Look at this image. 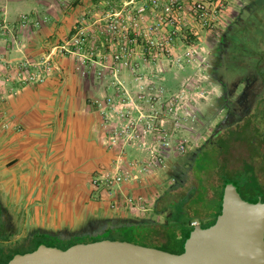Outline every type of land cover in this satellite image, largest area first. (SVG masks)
<instances>
[{
  "label": "crops",
  "instance_id": "0c3cea01",
  "mask_svg": "<svg viewBox=\"0 0 264 264\" xmlns=\"http://www.w3.org/2000/svg\"><path fill=\"white\" fill-rule=\"evenodd\" d=\"M91 11L62 0H0V209L15 230L24 227L14 232L17 238L83 228L93 219L129 218L135 210L151 211L158 198L150 188L155 174L116 193L93 187V177L111 170L114 157L103 144L102 116L93 104L112 90L93 69L77 70L75 57L56 53L43 83L14 78L19 62L42 60ZM125 196L142 197L147 210L129 206Z\"/></svg>",
  "mask_w": 264,
  "mask_h": 264
},
{
  "label": "built area",
  "instance_id": "2783aa9c",
  "mask_svg": "<svg viewBox=\"0 0 264 264\" xmlns=\"http://www.w3.org/2000/svg\"><path fill=\"white\" fill-rule=\"evenodd\" d=\"M115 1L118 4L104 1L100 17L83 16L74 33L51 47L42 60L19 62L14 74L22 83H43L51 73L53 55L59 53L75 57L77 70L93 69L97 79L105 81L112 92L93 104L102 116L103 144L114 157L111 170L95 175L92 185L109 193L120 192L122 187L166 169L170 154L187 149V140L176 137L193 112L189 84L185 79L179 91L170 92L162 83L165 68L160 65L172 64L185 71L196 63L201 73V53L195 46H188L178 30L185 26L188 14L203 26H211L225 6L224 0ZM21 19L25 24L28 17L22 15ZM1 29L7 31L6 23ZM130 154L133 156L128 160ZM124 202L147 210L140 196H125ZM116 205L113 202L112 208Z\"/></svg>",
  "mask_w": 264,
  "mask_h": 264
},
{
  "label": "water",
  "instance_id": "95a60500",
  "mask_svg": "<svg viewBox=\"0 0 264 264\" xmlns=\"http://www.w3.org/2000/svg\"><path fill=\"white\" fill-rule=\"evenodd\" d=\"M215 130L212 136L219 127ZM42 233L56 232L29 233L27 245ZM5 264H264V201L244 199L238 183L223 176L219 214L211 225H194L185 234L181 253L102 239L64 250L40 243L34 251L17 254Z\"/></svg>",
  "mask_w": 264,
  "mask_h": 264
},
{
  "label": "rangeland",
  "instance_id": "374dc122",
  "mask_svg": "<svg viewBox=\"0 0 264 264\" xmlns=\"http://www.w3.org/2000/svg\"><path fill=\"white\" fill-rule=\"evenodd\" d=\"M262 1L264 2V0ZM62 2L63 4L67 3V5H71L73 7L79 5V7L81 6L91 9V12H94L92 14L93 18L102 16L105 10V4L96 0H62ZM111 2L112 4H118L115 0H111ZM258 2H261V0H224V9H222L220 12H217V19L214 20L211 26H203L192 15L188 14L185 20V26H183L182 29L178 30V34L180 35L179 37L184 41H188V46H195L199 53H201V57H203L204 59V62L202 64L203 70L201 71V73L197 72L196 63L190 64L185 69V71L178 70L177 66L172 64L169 65V67H164L165 65H160V68H165V72L161 73V76H164L165 78L162 83L167 89H169L170 92L176 93L177 91H179V89H181L182 87L183 80L186 79V83L189 84L188 89L190 91L188 99L192 105L193 112L192 115L189 117L188 121L186 122L183 130L181 132H178V135L176 137H182L187 140V149L181 154L178 152L170 154V157L166 161L167 168L161 171H157L155 173L154 178L152 177L155 180H151L152 185L150 186V188L153 189V191H151L156 194L154 199H156L157 196L159 197L167 189V187L173 184V181L171 180V173H173V169L175 166L174 164H176V159H178L179 157H187L188 159H190L192 152L196 151L197 148L201 146V144L205 140H207L209 135H211V132L213 131L216 123L222 115V112H220L219 108V102H216V95H218L219 93V88L216 83L211 80L207 68V63L208 58L210 57V53L213 51L212 49L216 45L220 35L223 33L225 26L229 25L233 20L236 19V17H240L242 20H244V29L246 34H243L245 37L243 40L240 39V37L239 39L233 37V41L242 43V54L244 56H250L249 63L253 64L255 62L253 53L251 52L258 51V42H264V10L262 9V7L256 6L259 5ZM251 3H253V9L255 7H258V9H255L253 13L247 14V12L243 11L242 7ZM89 15V12H87L84 16ZM218 21L219 24H216V22ZM65 29L66 28H63V30ZM237 35L241 36L236 33V36ZM178 44L181 45L179 40ZM202 47L203 51L200 50ZM197 85L199 86V88L193 89V87ZM211 147L212 146L208 147L207 149H204L202 152L199 153L198 162H207L206 153L210 152L211 150L213 153L219 152V149H212ZM233 148L235 151L232 156H222V159H224L223 164L225 163V158L228 159L229 162L226 166V169H224V172L226 174L225 176L231 178H240L242 173L239 171L240 169H242V167H244L242 166V161L244 159H242L240 156L246 157V154L244 148L240 147V145L238 144H235ZM217 168L218 166L215 167L213 170L207 171L205 174H203L205 182L213 181L214 183H216L218 181ZM186 173L187 176L185 185L178 194L187 193L191 186H194L198 183L193 168L190 170L188 169ZM178 194H176V196ZM149 205H151V203ZM150 212L151 211L137 212L135 210V215L131 217H146L150 214ZM199 215L200 218H205V215H201V212H199ZM158 219L162 220L163 218L160 217ZM21 223L23 224V226L25 225V222L23 220H21ZM23 228L24 227L19 228L15 230V232L21 234ZM78 229H81L83 231L86 228L85 226L83 228H61L59 231L72 232ZM15 235L16 233H13V236ZM156 239L162 243L166 242L165 236L162 234L157 235ZM81 240H84L83 242H85L86 238ZM47 242L48 241H46V243ZM6 245L12 246L10 242H6Z\"/></svg>",
  "mask_w": 264,
  "mask_h": 264
},
{
  "label": "trees",
  "instance_id": "16d2710c",
  "mask_svg": "<svg viewBox=\"0 0 264 264\" xmlns=\"http://www.w3.org/2000/svg\"><path fill=\"white\" fill-rule=\"evenodd\" d=\"M206 155L207 162H198L197 156L192 164L198 183L191 186L187 193L180 194L178 193L183 189L187 176L186 167L191 160L187 157L176 159L173 173H171L173 184L167 187L155 200L150 214L146 217L93 219L90 224L85 225L86 229L80 234L70 235L69 231H58L54 235L42 233L35 235L27 247H24V243H22L18 250H8L9 246L5 242L9 240V236L5 235L0 209V240L3 242L0 249V264L9 262L17 254L34 251L40 243L64 250L76 243L83 242L84 240L81 239L85 238V242L102 239L122 240L159 248L171 253H181L185 234L194 228L192 222L203 221L201 225L207 227L215 221L220 212V198L226 166L218 161L219 152L213 153L211 150ZM217 166L218 181L216 183L205 182L203 174ZM239 172L242 173L240 178L226 177L238 183L242 197L244 199L258 198L264 201V197H258L264 188L259 187L255 174L247 168L245 169V166ZM176 194L178 195L176 196ZM199 212L201 215H205L204 219L199 217ZM160 217L163 219L159 220ZM159 234L165 236L166 242L162 243L156 239ZM46 241L48 242L46 243Z\"/></svg>",
  "mask_w": 264,
  "mask_h": 264
},
{
  "label": "flooded vegetation",
  "instance_id": "af4514ba",
  "mask_svg": "<svg viewBox=\"0 0 264 264\" xmlns=\"http://www.w3.org/2000/svg\"><path fill=\"white\" fill-rule=\"evenodd\" d=\"M258 3L259 5L256 6L262 7L264 10V2L261 0ZM252 5L253 3L244 5L243 11L248 14L252 11L250 9ZM258 7H255L254 10ZM244 27V20L236 17L229 25L225 26L210 53L207 68L211 80L219 88L216 102H219L222 115L207 140L192 152L191 162L188 163L186 171L193 168V162L204 149L210 146L219 149L218 160L223 163L222 156H232L235 151L233 146L238 144L244 148L246 154V157L240 156L244 159L242 166H246L248 170L252 171L257 178L259 187L264 188V42H258V51L251 52L255 62L249 63L250 56L242 54V43L233 41V37L238 39L240 37L242 40L245 38ZM236 33L241 36H236ZM218 127V132L212 136ZM225 148L226 151H224ZM228 163V159L225 158L224 165L227 166ZM184 181L186 182V180ZM258 197H264V190L260 191ZM1 215L5 235L9 236V240L6 242H10L12 245L8 250H18L22 243H24V247H27V235L24 238H17L15 235L11 239L15 228L3 211ZM193 222L203 224V221L199 220ZM2 246L3 242L0 240V249Z\"/></svg>",
  "mask_w": 264,
  "mask_h": 264
}]
</instances>
